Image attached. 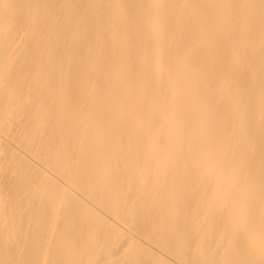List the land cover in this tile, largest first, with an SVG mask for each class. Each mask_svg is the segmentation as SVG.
Returning <instances> with one entry per match:
<instances>
[{
    "label": "bare ground",
    "instance_id": "1",
    "mask_svg": "<svg viewBox=\"0 0 264 264\" xmlns=\"http://www.w3.org/2000/svg\"><path fill=\"white\" fill-rule=\"evenodd\" d=\"M0 264H264V0H0Z\"/></svg>",
    "mask_w": 264,
    "mask_h": 264
}]
</instances>
